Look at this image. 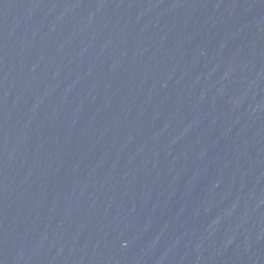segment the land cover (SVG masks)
<instances>
[{"label":"water","instance_id":"95a60500","mask_svg":"<svg viewBox=\"0 0 264 264\" xmlns=\"http://www.w3.org/2000/svg\"><path fill=\"white\" fill-rule=\"evenodd\" d=\"M0 264H264V0H0Z\"/></svg>","mask_w":264,"mask_h":264}]
</instances>
